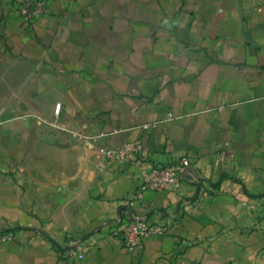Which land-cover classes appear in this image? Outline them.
Instances as JSON below:
<instances>
[{"label":"crops","instance_id":"obj_1","mask_svg":"<svg viewBox=\"0 0 264 264\" xmlns=\"http://www.w3.org/2000/svg\"><path fill=\"white\" fill-rule=\"evenodd\" d=\"M19 1L0 0V264H264V0H45L29 21ZM133 140L191 166L129 207L139 167L98 154ZM131 216L164 232L129 251Z\"/></svg>","mask_w":264,"mask_h":264},{"label":"built area","instance_id":"obj_2","mask_svg":"<svg viewBox=\"0 0 264 264\" xmlns=\"http://www.w3.org/2000/svg\"><path fill=\"white\" fill-rule=\"evenodd\" d=\"M255 5H258L255 0ZM18 11L25 21L36 19L48 11L45 0H22L18 2ZM60 103H56L54 112L58 113ZM170 115V114H168ZM143 144L139 140L125 141L114 147H104L98 154L99 166L103 167L112 163L135 162L141 172V182L139 188L130 194L126 200V205L131 207L134 202L141 198L145 190L161 192L166 187H170L185 179V174L191 166V160L183 156L176 161L165 164L145 165V157L142 154ZM41 232L40 229H35ZM120 233L127 250H141L145 240L153 234H162V226L148 221L141 216H131L120 222L114 233ZM11 238V236H7ZM81 240H72L69 247L62 256L70 260H79L82 257Z\"/></svg>","mask_w":264,"mask_h":264},{"label":"rangeland","instance_id":"obj_3","mask_svg":"<svg viewBox=\"0 0 264 264\" xmlns=\"http://www.w3.org/2000/svg\"><path fill=\"white\" fill-rule=\"evenodd\" d=\"M20 1H22V0H20Z\"/></svg>","mask_w":264,"mask_h":264}]
</instances>
